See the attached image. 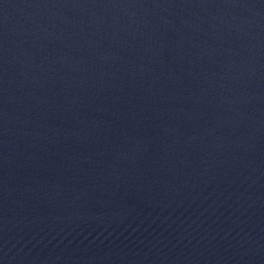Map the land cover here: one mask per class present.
<instances>
[{"label": "water", "instance_id": "water-1", "mask_svg": "<svg viewBox=\"0 0 264 264\" xmlns=\"http://www.w3.org/2000/svg\"><path fill=\"white\" fill-rule=\"evenodd\" d=\"M0 264H264V0H0Z\"/></svg>", "mask_w": 264, "mask_h": 264}]
</instances>
